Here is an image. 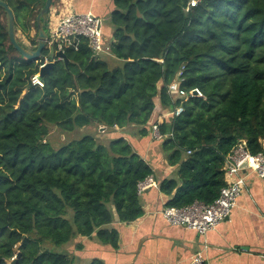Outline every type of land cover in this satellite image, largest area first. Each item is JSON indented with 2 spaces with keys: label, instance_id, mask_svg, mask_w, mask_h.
<instances>
[{
  "label": "trees",
  "instance_id": "16d2710c",
  "mask_svg": "<svg viewBox=\"0 0 264 264\" xmlns=\"http://www.w3.org/2000/svg\"><path fill=\"white\" fill-rule=\"evenodd\" d=\"M44 1L5 0L24 48L36 47ZM189 1L112 0L111 55L71 36L63 43L66 65L48 49L37 60L22 58L0 9V264H75L51 246L78 239L118 249L113 210L119 224L141 218L138 184L153 176L120 132L149 135L155 101L164 111L174 106L166 87L182 66L183 89L204 99H189L159 126L171 134L157 143L174 168L158 182L165 207L211 204L236 147L264 152V0ZM44 59L54 65L42 88L32 86ZM88 126L105 129L56 149L46 139L51 127L66 134Z\"/></svg>",
  "mask_w": 264,
  "mask_h": 264
},
{
  "label": "crops",
  "instance_id": "0c3cea01",
  "mask_svg": "<svg viewBox=\"0 0 264 264\" xmlns=\"http://www.w3.org/2000/svg\"><path fill=\"white\" fill-rule=\"evenodd\" d=\"M58 9L65 14L91 13L106 18L103 40L108 43L111 39L108 17L114 9L112 0H58L49 10L48 23L57 20ZM162 114L164 110L155 101L149 123ZM131 133V129H125L120 135L150 165L155 186L139 194L141 218L129 224H113L119 233L117 250L102 246L95 239H78L83 254L88 253L89 259L97 258L105 264H190L195 255L201 256L203 264H264V178L246 173L245 187L235 208L206 234L171 226L160 214L167 198L159 191L158 182L173 177L174 168L167 165L160 145L149 135L139 138Z\"/></svg>",
  "mask_w": 264,
  "mask_h": 264
},
{
  "label": "built area",
  "instance_id": "2783aa9c",
  "mask_svg": "<svg viewBox=\"0 0 264 264\" xmlns=\"http://www.w3.org/2000/svg\"><path fill=\"white\" fill-rule=\"evenodd\" d=\"M196 2V0H190L188 7L195 6ZM60 11L58 9L57 20H49L47 27L48 38L46 41L47 49L53 48L54 52H63L64 41L71 36H76L87 39L89 49L94 54L111 55L109 45L103 40V21L101 18L91 13L65 14ZM49 62L53 61L44 59L39 66V70ZM30 82L32 86L43 87L39 73L32 76ZM183 82L182 66L171 83L166 87V94L171 103L174 104L173 108L164 111V114L154 123H149V135L155 142L171 137V134L162 135L160 133L159 126L163 119L179 116L183 111L182 104L189 99H204L203 94L198 89L188 91L183 89ZM189 153L187 152V154ZM223 172L225 185L220 189L218 197L211 204L206 205L201 202H194L181 209L164 207L160 214L166 223L175 227H185L198 235H204L215 229L217 225L228 218L230 212L235 208L236 200L245 187L246 173H252L258 178H264V152L251 155L245 150L243 145H239L225 161ZM154 186L153 180L148 177L138 184V193L140 194L145 189ZM190 264H202L201 256L195 255Z\"/></svg>",
  "mask_w": 264,
  "mask_h": 264
},
{
  "label": "water",
  "instance_id": "95a60500",
  "mask_svg": "<svg viewBox=\"0 0 264 264\" xmlns=\"http://www.w3.org/2000/svg\"><path fill=\"white\" fill-rule=\"evenodd\" d=\"M52 0H45L42 8L38 12L35 18L36 22V47L34 50L27 49L22 47L17 39H16V33H15V23L14 18L11 10L7 6V3L5 0H0V9H2L6 16V27H7V34H8V40L11 44V46L19 53V55L24 58L25 60H37L40 58L42 52L46 50V41L48 38V30H45V23L48 21V15L49 10L51 8ZM49 56L53 58H57L58 60H61L66 65L68 60L63 52H54L53 48H49ZM54 63L49 62L47 63L39 72L40 78L44 77L49 73V70L53 67ZM104 127H100L99 131L103 132ZM113 218L114 222L117 224L119 219L117 217L116 212L113 210ZM227 219V218H226ZM19 254L17 255V257ZM15 260H13V263Z\"/></svg>",
  "mask_w": 264,
  "mask_h": 264
},
{
  "label": "rangeland",
  "instance_id": "374dc122",
  "mask_svg": "<svg viewBox=\"0 0 264 264\" xmlns=\"http://www.w3.org/2000/svg\"><path fill=\"white\" fill-rule=\"evenodd\" d=\"M0 16L1 18L3 19L4 21V16L2 15V13H0ZM103 28L106 26V18L103 19ZM33 35V33H32ZM17 37H19L24 44H28V41L26 39H24L20 34L19 36L17 35ZM99 133H102L98 130ZM96 131V129L94 128H91V127H84L83 129H77L75 130L73 133H63L61 132L60 130H58L56 127H51L50 130H49V134L47 136V141L48 143L50 144V146L54 149L60 147L62 144H65L66 142L68 141H71V140H75V139H79L85 135H91V136H94L95 133H98ZM153 141V140H152ZM78 240H75V242H71L67 245H64V246H60V247H57V246H51V250H53V252H57V253H68L69 255L71 256H74L75 258V264H89V262L92 260V259H89L91 257H89V255H87L88 253L83 254L85 253V251H78L76 249V245L78 244ZM81 243V242H80ZM87 256V257H85Z\"/></svg>",
  "mask_w": 264,
  "mask_h": 264
},
{
  "label": "bare ground",
  "instance_id": "6f19581e",
  "mask_svg": "<svg viewBox=\"0 0 264 264\" xmlns=\"http://www.w3.org/2000/svg\"><path fill=\"white\" fill-rule=\"evenodd\" d=\"M17 36V35H16Z\"/></svg>",
  "mask_w": 264,
  "mask_h": 264
}]
</instances>
